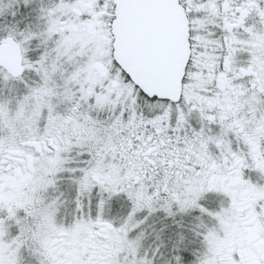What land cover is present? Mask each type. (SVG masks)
Wrapping results in <instances>:
<instances>
[{
	"label": "snow or ice",
	"instance_id": "6c2138e0",
	"mask_svg": "<svg viewBox=\"0 0 264 264\" xmlns=\"http://www.w3.org/2000/svg\"><path fill=\"white\" fill-rule=\"evenodd\" d=\"M0 264H264V0H0Z\"/></svg>",
	"mask_w": 264,
	"mask_h": 264
}]
</instances>
